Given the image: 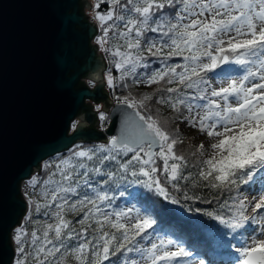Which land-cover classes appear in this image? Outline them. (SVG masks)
<instances>
[{
  "label": "snow or ice",
  "instance_id": "1",
  "mask_svg": "<svg viewBox=\"0 0 264 264\" xmlns=\"http://www.w3.org/2000/svg\"><path fill=\"white\" fill-rule=\"evenodd\" d=\"M101 3L109 7L96 12L97 43L119 72L108 71V87L129 78L167 87L159 96L126 98L133 111L121 134L76 144L45 164L51 171L38 192L37 176L27 181L33 212L26 221L35 226L13 229L9 264H264V0H97L94 8ZM176 57L182 63H169ZM153 99L171 109V121L206 135L196 172L185 174L188 160L175 151L183 141L165 126L170 121L141 114ZM182 182L228 193L218 209L202 213L226 229L203 246L166 233L168 210L129 191L142 188L182 208V200L212 203L190 196ZM245 185L258 196L249 200ZM117 193L129 197L125 206L115 203ZM42 210L52 222L33 221Z\"/></svg>",
  "mask_w": 264,
  "mask_h": 264
},
{
  "label": "water",
  "instance_id": "2",
  "mask_svg": "<svg viewBox=\"0 0 264 264\" xmlns=\"http://www.w3.org/2000/svg\"><path fill=\"white\" fill-rule=\"evenodd\" d=\"M89 0H0V260L28 205L21 194L48 158L76 144L107 143L124 127V103L105 89L104 57L91 45ZM87 80L93 86H85ZM108 116L100 128L95 106ZM99 112V111H98ZM77 128L70 133L71 125Z\"/></svg>",
  "mask_w": 264,
  "mask_h": 264
},
{
  "label": "trees",
  "instance_id": "3",
  "mask_svg": "<svg viewBox=\"0 0 264 264\" xmlns=\"http://www.w3.org/2000/svg\"><path fill=\"white\" fill-rule=\"evenodd\" d=\"M95 2H97V0H95ZM108 7H109L108 4L101 3L100 8L95 9L94 4H92V10L90 11V16L94 21L97 22L98 30H99L98 36L94 39V43L97 45L99 52L103 54L106 59V71L104 75L107 74L109 70H111L114 77H119V72L114 68V66L111 63L112 58L110 54L105 53L101 48V46L97 43L98 37L102 35V30L99 27V22L96 20L95 15L97 11L103 13L108 9ZM109 35L111 36V33H109ZM149 59L150 61L155 60V58L152 57H149ZM176 62L182 63V60L176 57L173 58V60L169 61V63H176ZM158 66H160L158 61L152 63L153 68H156ZM143 71H144L143 69H138V72H143ZM125 84H127L128 86L125 87ZM125 84L117 83L115 89L110 88L107 85L109 98L114 104H122L123 101L129 96L135 97L137 99L141 98L145 94H155L156 96H159L160 92L158 91V88L167 87V85H163V84L161 85L153 84L151 85V87L147 86L144 83L133 84L131 78L127 79L125 81ZM140 111L142 115L158 116L162 121L165 120L170 121L165 126L168 128L170 132H172L174 135H177L183 141V143H177V145L175 146V151L177 152V154H183L188 160L189 167L184 170L185 174H187L188 172H196L197 169L193 168L192 164L196 163L200 158L199 154L196 153V148L198 146H195L193 144V138L187 137L183 133H181L178 126L179 122L171 121V118L174 115L171 109H169L166 105H161L157 103L156 100L153 99L149 103L147 108L141 109ZM100 113L103 112L101 111ZM103 114L107 117V119L106 120L99 119V124L102 128H105L108 125V116L105 113ZM80 145H92V144H80ZM69 150L61 154L67 155ZM193 153L196 154L194 155ZM61 154H57L43 161L39 166V174L37 171L32 176H37V178L42 183L43 179H46L47 173L51 171V168L45 169L44 167L45 164L51 163L57 156ZM158 164L162 165V161H158ZM27 181L21 182L20 187L22 188V191L24 190L23 189L24 187L26 188L30 187ZM41 183H38L36 185V190L39 189ZM206 183L207 182H201V186L192 187L190 183L184 184L182 182L183 191H187L190 196H198L201 198V200L204 199L212 200L211 204L201 203L199 200H188V201L182 200L181 203L184 204L183 208L180 207V205L169 204L167 201H164L163 198L151 192H148L147 190L142 188L134 187L132 189H129V191L141 194V198H146L148 201L155 202L158 209H167L168 211L165 212L162 216L163 223L161 224V227L165 230L166 233L172 235L174 238L179 237L183 241H185L188 245L196 247V246H203L205 242L210 238L209 234L215 233V221L210 220L207 216L203 215L202 213L205 211H212L213 209H218L219 205L217 201L218 200L222 201L228 196V193H224L223 195L218 196L216 191L203 186ZM31 191L33 192V189H31ZM169 191L173 192V194L176 195L177 197L182 195V192L176 193L170 187H169ZM128 199L129 197L127 196V194L124 197H119L117 193V199L115 203L120 206H125V203ZM188 208H191L192 211H188L187 210ZM196 209H200L201 211L197 212ZM29 212H33V207L31 205H29ZM29 212L23 216L18 226L24 225L28 227L29 231H31L35 225L32 222L26 221V217L29 214ZM46 218L49 217L43 215V210L41 215L39 216L33 214V221L43 220ZM68 218L75 221L78 217L70 215ZM12 235H13V231H12Z\"/></svg>",
  "mask_w": 264,
  "mask_h": 264
},
{
  "label": "rangeland",
  "instance_id": "4",
  "mask_svg": "<svg viewBox=\"0 0 264 264\" xmlns=\"http://www.w3.org/2000/svg\"><path fill=\"white\" fill-rule=\"evenodd\" d=\"M89 1L92 4H94V5L96 3L95 0H89ZM106 76H107V74L104 75L105 82H106ZM98 111H100V110L98 109ZM76 124H78V121L76 122ZM178 126H179V130L181 131V133H183L187 137L193 138V144L195 146H198L199 144L204 143L205 144V148L207 149V147H208L207 146V138H206V135L205 134H201L197 129H193L191 127H187L183 123H179ZM100 130H102V129H100ZM72 131H73V129H72ZM206 155H207V152H206ZM41 185H42V183H41ZM41 185H40L39 189L36 190L37 192L40 190ZM23 189H24L23 190V193H24L25 198L27 200V194L32 193V191H31L32 188L31 187H29V188L24 187ZM245 190H247V191H245ZM241 191L244 192V194L248 196V194H250L253 191H255V189L254 188L253 189H249V187L247 185H245V186L242 187ZM36 198L39 199V197H36ZM45 220H47L48 222H52L50 220V218H46V219H43V220H40V221H45ZM217 229H220L221 231H226V229H223L222 226H220L218 224V222L215 221V232H216ZM14 247H15V245H14Z\"/></svg>",
  "mask_w": 264,
  "mask_h": 264
},
{
  "label": "built area",
  "instance_id": "5",
  "mask_svg": "<svg viewBox=\"0 0 264 264\" xmlns=\"http://www.w3.org/2000/svg\"><path fill=\"white\" fill-rule=\"evenodd\" d=\"M90 3H91V2H90ZM91 5H92V4H91ZM91 10H92V9H91ZM91 10H90V11H91ZM90 11L85 10L84 13H85V15L88 17V21H89L90 23L94 24V25L96 26L97 30H98V24H97L96 21H94V20L91 18V16H90ZM98 33H99V30H98ZM97 36H98V34H97ZM97 36H96V37H97ZM96 37H95V38H96ZM95 38H94V39H95ZM94 39H93V41L91 42V45L97 47V45L94 43ZM97 53H98V54H101V53L99 52L98 47H97ZM101 55L104 57V60H105V63H106L105 56H104L103 54H101ZM104 81H105V78H104ZM82 83H83L85 86H88V87H90V88H92V86H93V85H91V83H89L87 80H82ZM105 83H106V82H105ZM105 89H106V91H107V93H108L107 84H106ZM108 95H109V94H108ZM94 110L97 111V116H98V119H99V115H100V112H101V111L98 112V110H96L95 107H94ZM99 127H100V126H99ZM100 129L103 130L104 128H102V127L98 128V130H100ZM21 194H22V197H23L24 201L26 202L27 200H26V198H25V195H24L22 189H21ZM28 211H29V208H27L26 213H27Z\"/></svg>",
  "mask_w": 264,
  "mask_h": 264
},
{
  "label": "bare ground",
  "instance_id": "6",
  "mask_svg": "<svg viewBox=\"0 0 264 264\" xmlns=\"http://www.w3.org/2000/svg\"><path fill=\"white\" fill-rule=\"evenodd\" d=\"M72 132V127H71V129H70V133ZM22 189V188H21ZM258 192H256V190L255 191H253L252 193H250V194H248V198H249V200H251L252 198H253V195H257L258 196ZM26 203H27V205H28V208H29V204H28V202L26 201ZM249 211H251V209H249ZM262 211H264V210H262ZM29 212V211H28ZM26 214V213H25ZM12 236V235H11ZM11 242H12V240H11ZM14 245V244H13Z\"/></svg>",
  "mask_w": 264,
  "mask_h": 264
},
{
  "label": "flooded vegetation",
  "instance_id": "7",
  "mask_svg": "<svg viewBox=\"0 0 264 264\" xmlns=\"http://www.w3.org/2000/svg\"><path fill=\"white\" fill-rule=\"evenodd\" d=\"M95 108H96V110H100L101 111V106L100 105H98V106H95Z\"/></svg>",
  "mask_w": 264,
  "mask_h": 264
}]
</instances>
